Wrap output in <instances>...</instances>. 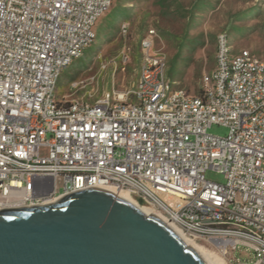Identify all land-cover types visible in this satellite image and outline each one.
<instances>
[{
	"label": "built area",
	"instance_id": "2783aa9c",
	"mask_svg": "<svg viewBox=\"0 0 264 264\" xmlns=\"http://www.w3.org/2000/svg\"><path fill=\"white\" fill-rule=\"evenodd\" d=\"M112 1L0 0V210L110 186L149 204L188 238L228 255V264H264V251L249 237V230L264 236V70L246 64L248 50L228 91L219 87L230 56L220 37L215 88L200 87L198 96L182 89L167 99L149 91L160 78L155 64L162 62L152 55L139 66L140 92L130 87L115 98L106 95L97 107L73 100V110L85 107L83 121L49 117L39 104L53 72L86 47ZM144 96H151L150 105L132 104V97ZM181 99L193 100V107L180 108ZM213 125L227 135H210ZM208 170L224 183L206 180ZM204 224H216V231H204Z\"/></svg>",
	"mask_w": 264,
	"mask_h": 264
},
{
	"label": "rangeland",
	"instance_id": "374dc122",
	"mask_svg": "<svg viewBox=\"0 0 264 264\" xmlns=\"http://www.w3.org/2000/svg\"><path fill=\"white\" fill-rule=\"evenodd\" d=\"M93 31L94 41L58 79V101L96 103L106 95L124 93L134 87L143 57L152 55L162 60L163 76L174 88L198 96L215 66L217 38L222 34L234 53L248 50L264 63V0H113ZM144 40L150 43L147 49ZM208 133L224 137L227 129L213 125ZM204 177L224 183L215 171H206ZM195 243L228 264V255L213 251L202 240ZM237 256L248 259L244 253Z\"/></svg>",
	"mask_w": 264,
	"mask_h": 264
},
{
	"label": "water",
	"instance_id": "95a60500",
	"mask_svg": "<svg viewBox=\"0 0 264 264\" xmlns=\"http://www.w3.org/2000/svg\"><path fill=\"white\" fill-rule=\"evenodd\" d=\"M0 264H205L162 221L101 189L0 210Z\"/></svg>",
	"mask_w": 264,
	"mask_h": 264
},
{
	"label": "bare ground",
	"instance_id": "6f19581e",
	"mask_svg": "<svg viewBox=\"0 0 264 264\" xmlns=\"http://www.w3.org/2000/svg\"><path fill=\"white\" fill-rule=\"evenodd\" d=\"M113 2V1H112ZM112 5V3H111ZM106 8L101 12L99 19L103 16L105 12L111 7ZM98 19V20H99ZM97 20V21H98ZM96 21V22H97ZM96 24V23H95ZM95 31L90 32V37L87 39L86 47H82L77 50V52L70 53L64 64L59 68L58 71L53 72L51 80H48L45 87L44 93L39 94V104L43 105V110L47 112L49 117L61 118L63 120H73V121H83V114H85V107H77V110H73V101L65 100L64 104L58 105V100L55 97V90L62 72L73 62V60L80 58L82 53L90 46V44L95 39ZM220 37H222V48L230 53V56L223 60L224 72L222 73V78L219 80L220 91H228V86L232 83V80L237 76V62H244V51L240 50L238 52H233L229 46L227 37L225 35H219L217 38L216 54H215V66L210 77L205 81L203 87L207 89H214L215 82L217 78V71L219 70L220 64ZM150 43L144 40V49L149 48ZM148 57V56H146ZM255 57L247 51L246 53V64H253V69L264 70V63L261 61H254ZM155 71H160V78H154L153 84H149V91H159V93H166L167 99H176L181 93L182 89L174 88L169 81H167L163 76V66L162 64H155ZM138 78H144V69H140ZM133 92H140V79H137ZM111 98H115L111 97ZM132 104L150 105L151 96L144 97H132ZM101 105V100L96 103H88L89 107H97ZM193 107V100L191 99H181L180 108H191ZM103 191L109 192L114 196L134 205L145 215H153L160 221H162L166 226H168L183 242L184 244L192 249L205 264H223V261L216 256L208 253L200 245L195 243V239L188 238L183 235L182 232L175 227L171 222H169L159 211L154 209L152 206H143L138 204L134 198L129 194L127 190L117 189L114 187H103L100 188ZM61 196H57V199ZM182 227L184 229H192V222L190 220H182ZM204 231H216V224H204ZM218 231L220 234H227V227L225 224H218ZM249 237L255 241L257 244V251H264V236L261 230H249Z\"/></svg>",
	"mask_w": 264,
	"mask_h": 264
}]
</instances>
